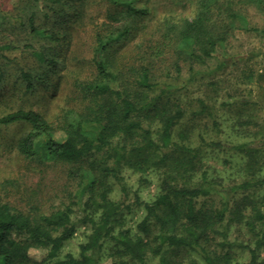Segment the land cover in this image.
Listing matches in <instances>:
<instances>
[{
    "label": "trees",
    "instance_id": "trees-1",
    "mask_svg": "<svg viewBox=\"0 0 264 264\" xmlns=\"http://www.w3.org/2000/svg\"><path fill=\"white\" fill-rule=\"evenodd\" d=\"M48 1L53 0L42 1L41 10ZM108 1L123 5L127 14H144L131 0ZM247 1L264 8V0ZM213 3L198 0L197 15L178 30L180 41L198 50L196 58L201 61L211 57L223 39L210 22ZM28 29L33 35H48L34 26V13L28 17ZM127 34L126 28L95 34L90 59L94 78L81 84L83 102L70 112L72 116L64 114L59 128L32 109H17L0 117L3 124L28 125L16 143L18 153L29 161L50 160L67 166L68 176L80 186L75 197L82 203V216L74 220L72 203L30 213L12 207L0 196V264H102L106 242L112 243L108 253L118 257V264L124 258L133 264H151V260L156 264H264V124L262 146L247 142L228 145L202 133L195 140L191 136L194 124L174 139L173 132L186 113L168 98L163 100L169 90L152 82L146 67L134 72V88L120 82L110 49ZM50 37L57 40L53 34ZM26 47L40 66L55 65L45 50ZM20 76L27 87L32 86L30 74L21 71ZM45 79L40 76L38 81ZM257 81L259 99L264 101V69ZM148 92L157 94L147 97ZM189 114L205 115L212 128L219 129L216 115L203 101H199V110ZM144 123H155L156 130ZM57 129L63 132L62 138L55 137ZM208 147L236 150L243 160L244 179L230 186L210 179L200 163L201 153ZM124 168L141 175L149 170L159 173V191L152 201H142L133 193V204L144 212L134 233L117 218L129 208L121 176ZM114 185L119 186L123 199L111 198ZM215 196H219L218 203L213 201ZM76 221L89 227L86 241L79 245L78 255L61 256L62 247L76 232ZM232 228L244 232L247 240L230 238ZM239 249L248 255L243 263L235 258ZM31 250H42V257H33Z\"/></svg>",
    "mask_w": 264,
    "mask_h": 264
},
{
    "label": "rangeland",
    "instance_id": "rangeland-1",
    "mask_svg": "<svg viewBox=\"0 0 264 264\" xmlns=\"http://www.w3.org/2000/svg\"><path fill=\"white\" fill-rule=\"evenodd\" d=\"M40 1L0 0V117L9 111L32 109L59 128L64 114L72 116L70 112L80 108L81 84L94 78L90 59L95 34L107 35L126 28L128 34L110 49L115 55L120 82L132 89L134 72L146 67L150 80L169 90L163 100L168 98L170 104L186 113L173 132L174 139L179 131L194 124L191 136L195 140L197 133H202L207 139L228 145L247 142L262 146L264 101L259 99L261 85L257 77L264 69V8L247 0H214L210 22L216 34L222 32L223 39L217 42L212 56L202 57L201 61L196 58L199 51L188 48L178 36L182 23L197 15L198 0H131L134 7L144 11L136 15L127 14L123 5L108 0H53L45 2L42 10L44 0ZM31 13L34 26L47 37L29 32ZM52 34L57 40L51 39ZM28 45L45 50L54 58L55 65L40 66L30 55ZM21 71L31 75V87L26 86ZM40 76L46 78L43 83L38 81ZM156 92H148L147 97ZM199 101L216 115L217 131L205 115L189 114L199 110ZM144 124L153 132L156 130L155 123ZM27 128L23 122H0L1 199L30 213L72 203L73 219L78 220L82 216V203L77 202L75 194H79L80 186L68 176L67 166L50 160L29 161L18 153L16 143ZM55 132L56 138H62L61 130ZM200 161L208 177L223 186L244 179L243 160L234 149L205 148ZM121 176L128 191L125 204L129 208L123 209L117 218L134 233L144 212L141 206L133 204V193L142 201H152L159 191V173L149 170L141 175L124 168ZM110 196L123 199L118 185H114ZM213 201L218 203L219 196ZM76 222V232L62 247L61 256L78 255L79 245L86 241L89 227ZM230 238L247 240L244 232L234 228ZM111 244L104 243L102 264H118L117 256H109ZM42 252L31 250V255L40 258ZM261 255L264 256V251ZM235 258L243 263L248 258L247 252L239 249ZM123 264L133 263L124 258ZM151 264H156L155 260Z\"/></svg>",
    "mask_w": 264,
    "mask_h": 264
}]
</instances>
